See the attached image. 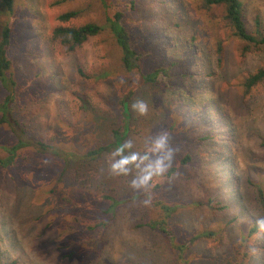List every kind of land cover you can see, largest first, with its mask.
Wrapping results in <instances>:
<instances>
[{
	"label": "rangeland",
	"instance_id": "obj_1",
	"mask_svg": "<svg viewBox=\"0 0 264 264\" xmlns=\"http://www.w3.org/2000/svg\"><path fill=\"white\" fill-rule=\"evenodd\" d=\"M3 1L0 40L8 28L5 73L22 129L0 125V160L17 137L25 147L12 166L0 164V264H233L244 240L253 246L247 264H264V234L248 237L264 216V82L243 87L264 65V47L243 52L223 8L200 0H112L134 4L125 18L141 72L169 78L132 91L127 103L123 145L144 152L167 131L177 149L172 177L146 206L130 177L112 174L114 149L86 157L113 143L131 79L112 35L74 52L48 40L68 11L78 16L67 26L103 25L99 0H10L9 11ZM240 1L249 33L258 19L264 35V0ZM5 93L0 86V102ZM137 99L149 106L144 116L132 110ZM207 134L212 140L196 142Z\"/></svg>",
	"mask_w": 264,
	"mask_h": 264
},
{
	"label": "trees",
	"instance_id": "obj_2",
	"mask_svg": "<svg viewBox=\"0 0 264 264\" xmlns=\"http://www.w3.org/2000/svg\"><path fill=\"white\" fill-rule=\"evenodd\" d=\"M204 7H222L223 17L222 20L225 25L231 29L233 35L239 39L242 43L246 44L243 52H247L249 46L254 48L264 47V35L260 32V21L255 19V35L249 33L246 28L244 21V9L242 2L240 0H200ZM103 9L104 24L99 25L97 23L91 22L78 27H71L68 24L71 20H74L78 16L77 11H68L62 13L58 16L57 20L61 23L60 25L54 27L51 30L50 38L48 40L58 43L66 49L67 52H74L86 43L90 38L100 35L103 31H109L112 35L115 44L117 45L120 55H121V65L123 68L131 74V79L127 83V86L122 94L120 100V115H121V125L118 129L112 131L113 143L99 147L92 150L86 154V157L94 158V156L99 155L98 153L104 152L108 149H115L118 146H122L123 142L126 140L128 127L127 121L130 117L129 108L127 107L128 99L132 95V91L138 90L140 87L147 84H154L156 82H168V75L164 71L154 70L151 73L144 74L141 72L139 67V54L134 48V41H132V30L133 28L128 27L126 24V11L129 9L131 12L134 10L133 2H129L128 7L117 8L112 0H99ZM3 4L9 11L11 9L10 0H4ZM132 29V30H131ZM10 30L6 28L1 34L0 40V86L3 91H5L4 97L0 102V125H5L15 133V130L22 129L20 121L14 115V106L16 105V98L13 97L10 89L8 88V82L6 78V71L9 68L10 60L7 57V51L10 44ZM222 63V58L217 57L216 54V64ZM79 75L82 76L81 69H77ZM167 81V82H166ZM264 82V65L260 67L254 74L250 75L244 82L243 87L245 92L250 91L253 87L259 83ZM23 130H21L22 132ZM209 132V131H208ZM25 133L27 134L26 130ZM212 140L211 134L203 135L198 137V141L201 145H205L207 142ZM40 145V144H39ZM25 147V143L22 142L18 137L15 144L9 146L6 150L7 158L0 160V164L3 166H12L15 159L16 153ZM42 147V146H41ZM191 161L190 156L186 155L181 159V163H187ZM174 173V169L171 167L164 178L163 181L158 182L157 185L152 189V193L159 190L160 187L166 182L167 178H171ZM105 199H109L105 197ZM259 201L264 205V199L262 202V195H259ZM109 211L106 210V213ZM152 228H161L159 222L152 221L150 223ZM162 231L163 228H161ZM255 224L250 228L248 232V237L250 234L256 232ZM247 237V239H248ZM244 246L241 247L239 251L233 255V264H247L249 258V252L253 249V246L248 245V240H244Z\"/></svg>",
	"mask_w": 264,
	"mask_h": 264
},
{
	"label": "clouds",
	"instance_id": "obj_3",
	"mask_svg": "<svg viewBox=\"0 0 264 264\" xmlns=\"http://www.w3.org/2000/svg\"><path fill=\"white\" fill-rule=\"evenodd\" d=\"M131 107L139 116L146 115L149 110L143 99H137ZM132 148V141L118 146L109 158L110 170L116 176L130 177V188L145 195L147 206L151 204L152 189L164 180L172 167L177 149L170 144L167 131L152 138L144 152L131 151ZM255 227L257 232L264 234V216L255 219Z\"/></svg>",
	"mask_w": 264,
	"mask_h": 264
}]
</instances>
